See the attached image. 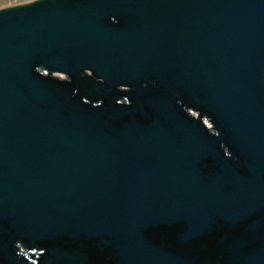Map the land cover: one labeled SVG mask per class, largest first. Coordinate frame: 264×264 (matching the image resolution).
Instances as JSON below:
<instances>
[{"label": "water", "instance_id": "95a60500", "mask_svg": "<svg viewBox=\"0 0 264 264\" xmlns=\"http://www.w3.org/2000/svg\"><path fill=\"white\" fill-rule=\"evenodd\" d=\"M87 73L102 106L56 77ZM177 219L185 240L239 232L193 263L143 242ZM82 242L116 264H264V0L0 8V264H27L16 244L64 264Z\"/></svg>", "mask_w": 264, "mask_h": 264}, {"label": "flooded vegetation", "instance_id": "af4514ba", "mask_svg": "<svg viewBox=\"0 0 264 264\" xmlns=\"http://www.w3.org/2000/svg\"><path fill=\"white\" fill-rule=\"evenodd\" d=\"M56 77L70 85L72 94L81 97V100L86 103L91 102L94 106H102L107 101L104 97L92 98L83 92L86 83L101 81L91 73H87L84 77L85 79L83 78L81 80L72 78L67 74L57 75ZM125 91L126 88L122 86H114L111 89L112 97L118 103L131 104L132 101L124 96ZM223 150L226 155L230 156L225 147H223ZM216 222L221 223L223 221L216 219ZM183 231L184 224L179 219L149 226L143 233V242L147 246L161 251L166 257H173L180 260L186 259L193 263L197 260L199 261V259L211 260L216 254L219 255L222 245L239 232L238 227H228L225 222H223V225H215L208 233L202 235L196 234L195 237L186 240ZM222 242L223 244L221 245ZM15 247V255L18 260L25 261L27 264H44L42 260L47 256L48 259L55 257L61 258L59 255L56 256L57 251L60 253L61 250L55 249L56 252L53 253L23 247L21 244H16ZM69 248V252L62 250L64 251L63 253H66L63 257L64 264H116V258L112 254L113 249L110 246L103 244L91 246L89 242H82L79 254L76 253L78 252L77 247V249L74 247Z\"/></svg>", "mask_w": 264, "mask_h": 264}, {"label": "rangeland", "instance_id": "374dc122", "mask_svg": "<svg viewBox=\"0 0 264 264\" xmlns=\"http://www.w3.org/2000/svg\"><path fill=\"white\" fill-rule=\"evenodd\" d=\"M27 1H30V0H0V8L5 7V6H9V5L27 2ZM193 112H195V111H193ZM207 123L209 124L208 121H207Z\"/></svg>", "mask_w": 264, "mask_h": 264}]
</instances>
